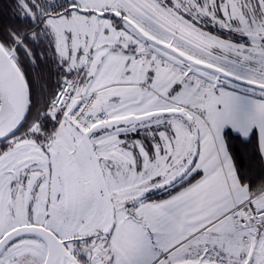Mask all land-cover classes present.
<instances>
[{
    "label": "rangeland",
    "instance_id": "rangeland-1",
    "mask_svg": "<svg viewBox=\"0 0 264 264\" xmlns=\"http://www.w3.org/2000/svg\"><path fill=\"white\" fill-rule=\"evenodd\" d=\"M126 2L128 0H77L74 4L77 9L50 17L47 21L59 61L66 70L71 71L69 78H77V91H99L101 109L110 118L123 116L120 119L158 113L144 112L141 108L133 107L119 111L118 115L112 114L121 107L113 106V97L143 95V86L139 83L144 80L143 72L139 71L143 58L134 61L137 68L135 76L123 77L124 81L134 83L115 84L121 80L126 57L118 54L116 42L119 35L110 27L111 21L100 19L104 11L114 12ZM142 2L148 3L149 0ZM106 5L109 7H105ZM87 11L93 14H81L88 13ZM197 11L205 13L199 25L192 24L175 13L164 17L166 23L179 30L190 45L183 51L178 48H173V51L182 54L186 60L191 59L192 63L211 66L218 71L238 73L247 81L264 84V0H199L194 16ZM221 11L227 15L221 16ZM213 13L220 17L219 20L208 18ZM105 27L109 28L107 36L104 34ZM105 44L107 47H104ZM165 47H169V44H165ZM90 49L93 51L90 52ZM104 56L106 59L100 68V74L94 76L97 66L101 65V57ZM80 77H84L83 82ZM234 87L242 99L252 98V90L248 85L238 82ZM157 99L158 97H153L152 101L142 107L150 106ZM103 103L105 108L102 107ZM56 125L54 131H46L34 123L1 145L3 155L0 160L15 163L8 169L10 175L6 176V182L0 187V238L20 224L41 225L53 231L62 241L73 237L83 238L75 243L80 246V251L86 250L89 264H107L108 249L112 245L109 241L106 246L105 236L114 222V210L119 212L124 201L135 199L138 194H145L147 189L142 185H147L151 177L144 176L141 179L143 173L134 171L125 179L123 172L116 168L112 170V155L118 154L117 150H120L115 135L99 141L91 134L86 136L88 130L81 129L71 119H63L62 116ZM123 127L124 125L121 126ZM34 133H40L46 139H37ZM237 133L244 136L241 132ZM189 137L187 130L177 128L175 148H170L172 161L165 163V158L159 156L151 162L148 160L146 169L151 171L152 176H170L183 164L185 157L191 159L188 153L193 154L194 150L191 149ZM50 153L55 154L59 168L58 198L52 206H49L48 195ZM165 173L167 174L164 176ZM220 190L225 198L229 195V188L224 183ZM254 200V204L264 205V192ZM88 235L95 237L90 242H85ZM259 239L263 244L260 245L259 252L255 253V259L252 256L249 259L252 264H264V235ZM45 248V244L35 237H20L4 250L5 256L11 258L5 264H36L18 260L28 253L39 257ZM183 262L212 264L191 253ZM67 264L81 263L75 254H71Z\"/></svg>",
    "mask_w": 264,
    "mask_h": 264
},
{
    "label": "snow or ice",
    "instance_id": "snow-or-ice-1",
    "mask_svg": "<svg viewBox=\"0 0 264 264\" xmlns=\"http://www.w3.org/2000/svg\"><path fill=\"white\" fill-rule=\"evenodd\" d=\"M66 3L74 5L77 0H66ZM198 3L199 0H149L148 3H143L142 0H128L116 11H104L100 17L102 20L111 21L110 27L119 35L116 42L118 54L126 57L121 80L115 84L134 83L124 81L123 77L135 76L137 68L134 61L143 58V65L139 69L144 74V80L139 81L143 86V95L113 97L115 101L113 106L121 107L112 114L118 115L119 111L133 107L141 108L144 112H158L149 116L147 120L126 121L123 128L120 125H112L107 129L97 128L91 133L99 141L115 135L120 150L133 157V163L128 165L129 170L135 166L136 173H143L141 179L144 176L151 177L147 185H142L147 189L146 194L124 201L119 212L114 210V222L105 236L106 246L109 241L112 245L108 249L107 264H182L190 253L195 255L203 253L204 260L216 259L214 247L192 248L189 242L207 243L196 238L212 225L219 230L218 240L221 247L236 242V233L230 232L229 222L223 220L227 213L217 216L215 220L205 217L204 220H208L209 223L200 220L197 223L202 224V228L190 235L181 232L179 237L176 233V222L195 207L201 196L208 198L213 194L210 191L211 185L220 174L227 177L235 170L240 183L247 182L250 187L264 180V167L254 170L250 164L247 171H241L236 167L229 152L228 138L231 137V133L226 131L230 128L233 132H241L245 137L250 136L254 141L258 158L264 159V84H250L252 98L244 100L234 87L238 82L245 85L249 83L243 76L230 71H214L200 63H192L191 59L186 60L182 54L173 51V48L183 51L190 45L179 30L166 23L164 17L175 13L190 23L199 25L205 13L197 11L196 15H193ZM72 10L74 9H64L66 14ZM220 15L226 16L227 13L221 11ZM208 18L219 20L220 17L213 13ZM108 32L109 28L105 27L106 36ZM165 44H169V47H165ZM104 47H107V44ZM105 59L106 56L101 57V65L97 66L94 76L100 74ZM83 79L84 77H80L82 82ZM60 92H63L62 87ZM65 95L71 101L74 93L69 92ZM153 97L158 99L150 106L142 107L152 101ZM82 103L83 101L77 103L70 115L75 116L80 111ZM61 114L62 112H57L55 120L47 118L53 127L56 126ZM80 115L83 116L84 113L81 112ZM76 118L79 120L80 116ZM21 127L23 125L18 126L15 131H19ZM41 127L46 130L48 124L44 123ZM178 127L195 137L196 150L195 154L188 153L190 160L188 157L184 158L181 165V167L187 165L184 171L179 175L172 174L165 182L166 178L151 175V171L144 166V159L147 156L151 162L159 156L165 158V163H170L172 161L170 148L173 150L175 148ZM138 130L147 131L143 140L132 139L130 134L138 136ZM12 135H15V132ZM34 135L37 139H46L40 133ZM7 139L0 138V145ZM2 155L3 149H0V156ZM14 163L15 161L8 163L0 160V187L6 182V176L10 175L8 169H11ZM132 182L135 183L134 180ZM153 185L155 187H152ZM155 192L162 196L167 193L169 199L166 202L153 203L148 197ZM173 193L176 195L173 196ZM248 206L252 207L250 203ZM240 208H243V205H238L233 211ZM117 217L119 219H116ZM12 243L13 241H9V246ZM9 259L11 258L6 257L4 251L0 250V264H5ZM247 264H252V260Z\"/></svg>",
    "mask_w": 264,
    "mask_h": 264
},
{
    "label": "water",
    "instance_id": "water-1",
    "mask_svg": "<svg viewBox=\"0 0 264 264\" xmlns=\"http://www.w3.org/2000/svg\"><path fill=\"white\" fill-rule=\"evenodd\" d=\"M78 8V7H77ZM80 9V8H79ZM84 12H86L84 10ZM90 12V11H87ZM18 55L15 48L9 47L0 40V138L8 139L19 131H15L18 126L24 125L30 110V90L27 80L20 69ZM213 70L218 69L206 66ZM220 71V70H219ZM250 84H257L248 81ZM242 84V83H241ZM245 85V84H244ZM260 85V84H257ZM158 114V113H154ZM154 114H148L141 117H126L119 119H110L98 123L91 127L86 136L90 135L97 128L107 129L112 125H124L126 121H141ZM68 118V117H67ZM70 119V118H69ZM22 128V127H21ZM20 128V129H21ZM7 139V140H8ZM51 160V199L57 192L59 184V168L54 153H50ZM37 236L44 240L47 247V257L44 264H58L60 259L63 262L69 255L66 254L63 241L51 230L36 224L22 225L9 231L0 239V250H5L9 241H14L16 237ZM65 253V255H64ZM182 264H194L192 262H182Z\"/></svg>",
    "mask_w": 264,
    "mask_h": 264
},
{
    "label": "flooded vegetation",
    "instance_id": "flooded-vegetation-1",
    "mask_svg": "<svg viewBox=\"0 0 264 264\" xmlns=\"http://www.w3.org/2000/svg\"><path fill=\"white\" fill-rule=\"evenodd\" d=\"M0 2H1L0 7L3 10V15L10 16V17L12 16L14 20L11 23L10 28L6 29L5 32H2V38L10 47L15 48L19 61H21L22 64L25 65L26 68H29L28 67L29 60H34L35 58H42L44 57V55L46 57H49V53H51L50 51L48 52L47 50L48 47L51 48V46L46 44L47 43L46 39L51 38L50 29L47 25L48 18L66 14L64 9H67V8L77 9L76 8L77 6L70 4V3H66V0H1ZM41 44H46L44 49H46L47 51H41V52L37 51ZM52 47L55 53L54 56L56 57V60H58L57 65L62 68V71L70 72V70H66L64 65L59 61L57 57L55 43H54V46ZM16 134H19V132ZM5 149L6 148L4 147V150ZM48 151L50 152L49 149ZM50 188H51V176H50V183L48 186V195L50 198L49 206H52L58 198L57 194L59 192L58 190L59 184H58L57 192L53 196L54 197L53 200L51 199ZM22 225H29V224L25 223ZM22 225L20 224V225H17L11 228L5 234L13 230L14 228L18 226H22ZM97 236H100V235H97ZM30 237H35L45 244L44 240H42L40 237H37V236H30ZM93 237L95 236L88 235L85 238L86 240L85 242H90ZM80 239H83V238L73 237V238L64 240L63 241L64 249L66 251V254L68 255L75 254L81 264H89L87 254L85 253L86 250L83 252L80 251V246L75 243L76 241ZM16 240L17 239H15L14 241ZM72 244H73V247H71ZM45 247H46V244H45ZM46 257H47V247L45 248L44 253H40L39 257H37L35 254L28 253L24 255L23 257H21L18 260V262L22 260H27L29 262L30 261L35 262L36 264H44L46 261ZM67 260L69 259L67 258L66 260L61 262L62 260L60 259L58 264H67Z\"/></svg>",
    "mask_w": 264,
    "mask_h": 264
},
{
    "label": "crops",
    "instance_id": "crops-1",
    "mask_svg": "<svg viewBox=\"0 0 264 264\" xmlns=\"http://www.w3.org/2000/svg\"><path fill=\"white\" fill-rule=\"evenodd\" d=\"M79 92H85V91H79ZM102 107L105 108V104H102ZM123 117V116H120ZM119 116L113 117L111 119H117L120 118ZM140 134L137 136L136 134H130L132 136V139H141L143 140L145 136L147 135L146 132H139ZM244 137V136H243ZM249 137V136H248ZM245 137V138H248ZM190 146L191 149L193 148L195 154V137L190 134L189 137ZM150 142V141H149ZM118 154H113L112 158H114V163L112 166V170L116 168L117 171L123 172L125 175V179L129 178V174L133 173L134 167L129 170L128 165L133 163V157L130 155H127L123 153L121 150H117ZM231 155V154H230ZM158 157V156H157ZM232 157V156H231ZM149 158L146 156L144 159L145 168L147 167V162ZM233 160V159H232ZM139 161H137L138 163ZM234 162V161H233ZM182 163L178 166L176 171L173 174L179 175V173L183 172L185 167H181ZM167 173L164 174V176ZM165 176V182L167 181V178L171 177ZM150 178V177H149ZM224 183V186L229 188V195L225 198V196L222 194L220 190V186ZM185 187H188L187 185ZM210 191L213 193L210 197L205 198V196H201L199 200L196 202L195 207L192 208L189 213L186 216L181 217V219L176 222L175 228L177 236L179 237V234L183 232L185 235H190L192 232H197L199 228H202V224H198L197 222L200 220H204L205 217H211V219L215 220L217 216H223L224 213H227V216H223V220L228 221V230L230 232H234V226L233 221L231 217V210L239 203H242L243 201H246L248 199L252 200V204L256 206L257 208H264V205L260 204H254V199H256L261 193L264 192L262 190L261 192L254 194L250 191L248 185L241 184L240 181L236 178V172L235 170H232L230 174L225 177L223 174H220L212 183ZM146 194V193H145ZM144 195V194H140ZM136 196L135 198L140 196ZM176 194H173L175 196ZM169 199V197L163 198V199H155L150 200L153 203L156 202H166ZM205 223H209L208 220H204ZM191 225H196V227H191ZM261 235H264L262 233ZM255 238L254 241V248H253V254L252 257H256L255 253H258L260 250V245L262 240H260V236ZM219 230L216 228L215 225H212L205 233H200L198 237L196 238L198 241H207V243L204 244H198L194 241L189 242L190 247L196 248L198 246H202L205 244H211L215 247H217L220 250L228 251L232 253L235 256H239L243 254L246 251L247 243L236 237V242H234L232 245L227 247H221L219 240ZM182 238V237H181ZM258 240V242H257ZM258 244V245H257ZM257 246V249L255 250V247Z\"/></svg>",
    "mask_w": 264,
    "mask_h": 264
},
{
    "label": "trees",
    "instance_id": "trees-1",
    "mask_svg": "<svg viewBox=\"0 0 264 264\" xmlns=\"http://www.w3.org/2000/svg\"><path fill=\"white\" fill-rule=\"evenodd\" d=\"M1 1V0H0ZM1 3V2H0ZM71 4V3H70ZM1 5V4H0ZM74 8V7H72ZM12 16H4L3 10L0 7V40L9 46L4 39L2 38V32H5L6 29L10 28L11 23L13 22ZM46 44L50 45L48 47L49 57L35 58L34 60H29V68H26L25 65L17 60V63L22 70L30 90V110L26 122L23 127L19 130L31 127L34 123L38 124L42 129L41 125L44 123L48 124L46 131H54L57 127L52 126L51 122L47 119L48 116H41L42 111H50L51 109V98L59 85V83L68 79L72 74L70 72L62 71V68L58 66V60L54 56V40L53 37L46 39ZM46 44H41L37 51H47L45 48ZM10 47V46H9ZM44 130V129H42ZM226 131L231 133V137L228 138V143L230 145L229 152L232 156L234 164L241 171H247L248 166L251 164L253 169H259L264 167V159L258 158V154L255 151V144L252 141V138L243 137L237 132H233L231 129ZM0 149L2 147L0 146ZM242 161V164H241ZM244 184L248 185L250 191L254 194H257L264 190V180L258 181L254 187H250L247 182ZM186 186V185H185ZM175 194V193H173ZM168 197L167 193L163 196L159 192H155L153 195L148 197L149 200L163 199Z\"/></svg>",
    "mask_w": 264,
    "mask_h": 264
},
{
    "label": "built area",
    "instance_id": "built-area-1",
    "mask_svg": "<svg viewBox=\"0 0 264 264\" xmlns=\"http://www.w3.org/2000/svg\"><path fill=\"white\" fill-rule=\"evenodd\" d=\"M66 82V86H65ZM77 78L71 77L68 79L62 80L57 86L52 98H51V109L50 111H42L41 116L51 117L53 120L56 119V113L62 112L61 116L63 119L66 117L70 118L75 122L81 129L88 130L92 126L104 122L109 119L108 113L101 109L99 104L100 92L99 91H86L78 92L76 90ZM63 88V92H60V88ZM72 92L71 101H69L68 96L65 93ZM93 93L95 96L93 97ZM92 97L91 99H88ZM83 101L81 109L76 115H70L72 109L75 108L77 103ZM64 105H67L65 108ZM83 112L84 115L81 116L80 113ZM77 116H80V119L77 120ZM86 125V126H85ZM249 203L252 207H249ZM238 205H243V208H240L238 211H233L237 209ZM247 208V211L243 209ZM255 209V211H254ZM264 208H257L252 204V200L248 199L242 203L237 204L231 210V217L234 226V232L236 237L244 240L247 243L246 251L239 255L235 256L228 251H223L211 244H205L200 247L204 248H213L214 253L217 257L216 259L207 260L212 264H245L253 254L254 241L255 238L264 233V211H261ZM203 258V253L199 255Z\"/></svg>",
    "mask_w": 264,
    "mask_h": 264
}]
</instances>
